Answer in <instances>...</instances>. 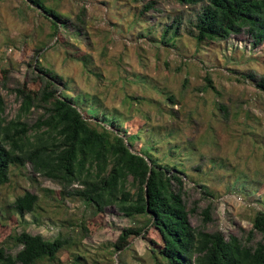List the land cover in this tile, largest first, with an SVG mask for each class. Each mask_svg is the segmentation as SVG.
<instances>
[{"label": "rangeland", "instance_id": "1", "mask_svg": "<svg viewBox=\"0 0 264 264\" xmlns=\"http://www.w3.org/2000/svg\"><path fill=\"white\" fill-rule=\"evenodd\" d=\"M149 1L50 0L73 20L62 34L64 43L59 45L57 37L51 39L47 22L28 0H0V68H8L9 72L6 81L0 80L6 116H16L21 99L15 88L33 79L38 60L71 75L79 87L101 95L107 104L126 110L134 119L150 113L149 124L177 125L175 134L180 139L196 141L207 136L209 142L201 146V158L194 161L195 178L202 175L199 165L211 168L223 158L238 170L264 180V148L247 140L240 126L244 111H248L250 123L258 128L259 139L264 141V91L246 77L252 73L257 80L264 78V42L255 45L252 36L242 31L198 51L189 32L201 6L156 0L152 8L145 9ZM78 15L84 26L77 20ZM176 17L183 19L177 48L146 37L142 25L171 24ZM136 18L139 23L129 28V22ZM81 52L91 55L90 66L100 77L87 76L80 61L67 60V54ZM146 76L161 89L171 91L175 101L167 99L162 90L154 89ZM208 76L216 90L204 89ZM127 95L133 97L131 108L124 101ZM216 102L227 107L228 116ZM236 110L240 111L238 120L234 118ZM41 112L34 109L29 121L34 122ZM13 172L11 182L0 185V221L7 226L5 244L11 252L21 248L13 237L26 228L48 239L64 236L75 241L55 261L41 264H159L151 252L152 244L143 236L135 237L122 250L115 249L114 243L123 229L136 223L115 206L95 217L81 199L60 194L61 185L35 173L30 163L13 168ZM207 178L210 193L195 180L185 178L187 207H196L190 213L191 224L207 231L220 230L227 237L236 235L251 244L261 240L257 231L249 239L251 219L261 209L259 203L228 190L223 169L211 170ZM26 190L37 193L40 200L36 211L22 215L12 205L16 196ZM208 206L211 219L205 221L202 211ZM88 219L97 224L93 233L80 227ZM75 256L81 258L77 260Z\"/></svg>", "mask_w": 264, "mask_h": 264}, {"label": "trees", "instance_id": "2", "mask_svg": "<svg viewBox=\"0 0 264 264\" xmlns=\"http://www.w3.org/2000/svg\"><path fill=\"white\" fill-rule=\"evenodd\" d=\"M175 1L201 6L189 32L198 51L242 31L252 36L255 45L264 42V0ZM28 2L47 22L51 39L57 37L58 44L62 45V34L72 23V17L50 0ZM155 3L156 0L149 1L145 9L152 8ZM76 18L85 25L82 17ZM133 23H139L137 18L129 22V28ZM182 23L183 19L176 17L171 24L142 26L146 37L166 47L177 48ZM67 56V60L80 61L87 76H101L90 66V54L81 52ZM33 69L37 70L33 79L15 88L21 99L15 117L6 116V99L0 92V185L11 182L15 174L13 168L30 163L35 173L61 185L60 194L81 199L93 210V216L101 217L107 207L115 206L136 221L123 229L114 243L115 249L122 250L135 237L143 236L152 244L151 252L159 264H264L262 178L238 170L223 158L211 168L203 169L199 165L197 168L202 175L195 178L192 174L194 161L201 158V146L209 142L207 136L196 141L180 139L175 134L177 125L149 124L150 113L145 118L134 119L126 110L107 104L101 95L79 87L71 75L60 73L38 60ZM8 74V68H0L1 81H6ZM246 77L256 81L258 88L264 91V78L257 80L252 73ZM146 78L154 89L162 90L160 92L166 94L167 99L175 101L171 91L161 89L148 76ZM204 89L216 90L210 76L206 78ZM132 98L127 95L124 99L129 108L134 103ZM215 104L224 110L225 117L228 116L225 105ZM34 109L42 112L30 122L28 117ZM239 113V110L234 112L236 120ZM244 113L245 119L240 123L242 133L254 145L264 148V141L259 139L261 133L250 123V113ZM217 169L225 170L228 190L239 192L261 206L251 219L249 239L255 231L262 235L256 243L251 244L236 235L227 237L220 230L195 228L191 224L190 213L195 212L196 207H187L185 178L195 180L210 193L207 177L211 170ZM39 200L37 193L26 190L16 196L12 206L23 215L36 211ZM210 210L208 206L202 211L205 221L211 219ZM80 227L82 231L93 233L97 224L88 219L82 221ZM6 230L7 226L0 221V264L55 261L65 247L75 243L68 237L48 239L23 228L13 237L14 243L21 245L13 253L5 244Z\"/></svg>", "mask_w": 264, "mask_h": 264}]
</instances>
